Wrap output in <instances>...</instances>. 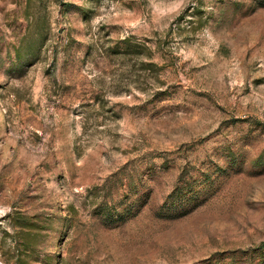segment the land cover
Masks as SVG:
<instances>
[{
	"label": "rangeland",
	"instance_id": "rangeland-1",
	"mask_svg": "<svg viewBox=\"0 0 264 264\" xmlns=\"http://www.w3.org/2000/svg\"><path fill=\"white\" fill-rule=\"evenodd\" d=\"M0 264H264V0H0Z\"/></svg>",
	"mask_w": 264,
	"mask_h": 264
}]
</instances>
